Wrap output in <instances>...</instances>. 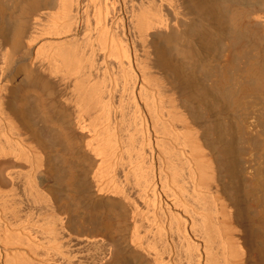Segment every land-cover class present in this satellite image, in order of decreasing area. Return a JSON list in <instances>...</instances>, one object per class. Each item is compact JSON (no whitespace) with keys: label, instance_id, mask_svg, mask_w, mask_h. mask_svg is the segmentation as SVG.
<instances>
[{"label":"bare ground","instance_id":"obj_1","mask_svg":"<svg viewBox=\"0 0 264 264\" xmlns=\"http://www.w3.org/2000/svg\"><path fill=\"white\" fill-rule=\"evenodd\" d=\"M239 1L0 0V264H251L180 64L264 27ZM255 65L211 88L263 92Z\"/></svg>","mask_w":264,"mask_h":264},{"label":"rangeland","instance_id":"obj_2","mask_svg":"<svg viewBox=\"0 0 264 264\" xmlns=\"http://www.w3.org/2000/svg\"><path fill=\"white\" fill-rule=\"evenodd\" d=\"M239 2L241 5L243 3V6L264 7V0ZM185 8L188 10L189 6L186 5ZM193 12L189 9L188 13L194 14H191L190 18L197 19ZM197 23L199 24L196 21V26L194 24L192 26L197 27ZM249 26L248 30L243 28L248 32L244 39L237 38L232 32L233 29L225 25L216 31L213 40L211 39L205 48H201L198 42L193 41L192 44L196 47L191 44L193 52L181 59L180 64L187 74L188 83L196 85L201 94L198 93V96L188 98L186 101L193 116L192 121L202 135L204 134L208 149L212 151L215 160H219L216 163L218 168L221 166L219 172L222 171L220 172L223 179L222 193L226 191L223 194L226 198H232L229 201L232 206H236L233 207L239 214L235 213L237 217L239 216L236 219L243 225L239 224V229H242V233L249 236L252 242L256 240L253 242L255 259L251 264H261V256L264 259V91L248 94L245 98L241 96L242 100L235 104L225 102L214 91V80L219 75L221 79L227 72L226 76L230 75V79L239 78L236 81L231 80L234 84L247 81L243 72L251 65L264 66V27L251 25L247 27ZM183 28L179 29L180 33L184 31L191 34L195 30L194 27L189 30ZM43 39L42 42L39 41L38 47L44 43ZM60 92L59 89L55 94L52 92L55 95L52 96L55 102H60L62 95ZM61 193L65 195L64 191Z\"/></svg>","mask_w":264,"mask_h":264}]
</instances>
